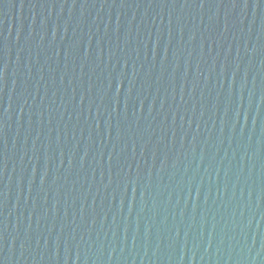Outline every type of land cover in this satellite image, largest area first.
Here are the masks:
<instances>
[{
    "label": "water",
    "instance_id": "1",
    "mask_svg": "<svg viewBox=\"0 0 264 264\" xmlns=\"http://www.w3.org/2000/svg\"><path fill=\"white\" fill-rule=\"evenodd\" d=\"M0 264H264V0H0Z\"/></svg>",
    "mask_w": 264,
    "mask_h": 264
}]
</instances>
